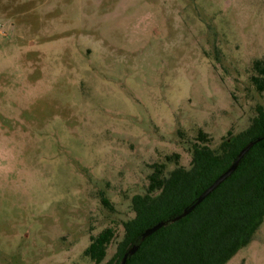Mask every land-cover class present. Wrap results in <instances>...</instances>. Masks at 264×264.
<instances>
[{
    "label": "rangeland",
    "instance_id": "1",
    "mask_svg": "<svg viewBox=\"0 0 264 264\" xmlns=\"http://www.w3.org/2000/svg\"><path fill=\"white\" fill-rule=\"evenodd\" d=\"M258 59L264 0H0V264H95L107 227L113 256L156 165L264 108ZM227 264H264V222Z\"/></svg>",
    "mask_w": 264,
    "mask_h": 264
},
{
    "label": "trees",
    "instance_id": "2",
    "mask_svg": "<svg viewBox=\"0 0 264 264\" xmlns=\"http://www.w3.org/2000/svg\"><path fill=\"white\" fill-rule=\"evenodd\" d=\"M253 82L264 90V61L256 60ZM262 137L243 157L236 171L190 214L169 222L142 240L146 228L170 220L193 204L215 179L227 170L239 152ZM193 147L189 168L177 166L168 174L165 164L156 165L144 194L132 199L135 216L124 222V235L113 256L107 251L116 231L107 227L84 253L95 264H123L125 254L138 244V251L125 264H227L250 244L264 222V108L259 107L249 127L211 147L201 131ZM106 203V198L103 199Z\"/></svg>",
    "mask_w": 264,
    "mask_h": 264
},
{
    "label": "water",
    "instance_id": "3",
    "mask_svg": "<svg viewBox=\"0 0 264 264\" xmlns=\"http://www.w3.org/2000/svg\"><path fill=\"white\" fill-rule=\"evenodd\" d=\"M262 137H258L255 140H251L238 154L237 158L233 161V163L231 164V166L225 170L222 174H220L215 181L208 186L196 199V201L185 207L183 212L181 214H178L177 216L171 218L170 220H161L159 222H157L156 224L148 227L145 229V231L142 234V240H144L146 237H148L149 235L153 234L154 232H156L157 230H159L160 228L164 227L165 225H167L169 222H176L179 221L180 219L186 217L188 214H190L201 202H203L210 194H212L225 180H227L238 168L241 160L243 159V157L250 151V149L258 142L261 141ZM140 245L136 244L134 246H132L129 251L125 254L124 259H123V264L126 263L128 257L130 255L135 254L138 249H139Z\"/></svg>",
    "mask_w": 264,
    "mask_h": 264
}]
</instances>
